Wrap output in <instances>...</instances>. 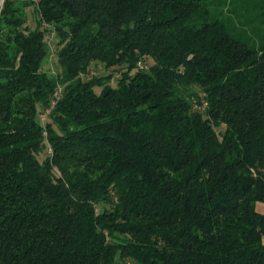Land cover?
I'll use <instances>...</instances> for the list:
<instances>
[{
  "label": "trees",
  "instance_id": "1",
  "mask_svg": "<svg viewBox=\"0 0 264 264\" xmlns=\"http://www.w3.org/2000/svg\"><path fill=\"white\" fill-rule=\"evenodd\" d=\"M262 203L264 0H3L0 264H264Z\"/></svg>",
  "mask_w": 264,
  "mask_h": 264
},
{
  "label": "rangeland",
  "instance_id": "2",
  "mask_svg": "<svg viewBox=\"0 0 264 264\" xmlns=\"http://www.w3.org/2000/svg\"><path fill=\"white\" fill-rule=\"evenodd\" d=\"M3 0H0V8L2 6ZM21 10L23 11V13H27L28 15V21L26 26H28L30 29H35L36 27V22H37V16L35 14V6H28L26 5V3L21 2L19 4ZM26 6V7H24ZM43 28H47L49 29L47 36H46V42L49 45V57L44 65V70L48 71L52 74H55L57 72V44L59 42V38L57 33L53 30V28L49 27V25L43 24ZM143 65H146L143 63ZM91 73L92 75H95L97 77H104V76H108L111 75L113 76V80H112V85L114 87L117 86L118 80L121 77V71H119L118 69H111V70H106L105 66L97 63V64H93L91 67ZM115 70V71H114ZM135 71H133L134 73ZM101 91V89H97V92L99 93ZM225 130V126L218 128L217 132H222ZM49 154V151L47 153V151L43 152L40 156V160H44V158L46 157V155ZM257 211L260 213H264V203L262 204H258L257 205Z\"/></svg>",
  "mask_w": 264,
  "mask_h": 264
},
{
  "label": "built area",
  "instance_id": "3",
  "mask_svg": "<svg viewBox=\"0 0 264 264\" xmlns=\"http://www.w3.org/2000/svg\"><path fill=\"white\" fill-rule=\"evenodd\" d=\"M53 106H54V104H53ZM50 111H51V110H48L46 113L49 114ZM47 114H43V115L41 116V117H42V120L45 119V117H46Z\"/></svg>",
  "mask_w": 264,
  "mask_h": 264
}]
</instances>
